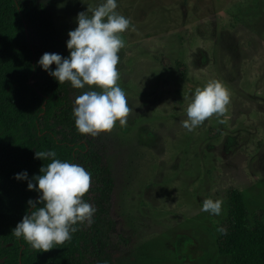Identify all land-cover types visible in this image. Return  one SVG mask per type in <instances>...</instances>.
Returning a JSON list of instances; mask_svg holds the SVG:
<instances>
[{"label":"rangeland","instance_id":"rangeland-1","mask_svg":"<svg viewBox=\"0 0 264 264\" xmlns=\"http://www.w3.org/2000/svg\"><path fill=\"white\" fill-rule=\"evenodd\" d=\"M100 3L50 0L63 37ZM117 3L134 26L120 34L117 65L130 113L101 133L117 181L115 229L127 240L120 264H228L216 244L228 191L244 194L250 217L264 209V0ZM210 81L230 103L188 131L192 93ZM90 89L99 91L80 95ZM206 198L223 201L220 215L201 211Z\"/></svg>","mask_w":264,"mask_h":264},{"label":"trees","instance_id":"trees-1","mask_svg":"<svg viewBox=\"0 0 264 264\" xmlns=\"http://www.w3.org/2000/svg\"><path fill=\"white\" fill-rule=\"evenodd\" d=\"M66 41L50 0H0V264H120L126 252L127 240L115 229L117 181L108 144L102 133L93 137L75 127L72 110L81 89L59 84L37 63L45 52L67 57ZM175 65L185 77V65ZM47 150L91 173L82 199L95 213L91 223L74 225L70 241L40 251L12 232L30 211L27 201L38 197L28 180L15 175H40L51 158H35V152ZM219 228L226 231H219L216 244L228 264H264V209L250 217L236 188L228 191V213Z\"/></svg>","mask_w":264,"mask_h":264},{"label":"clouds","instance_id":"clouds-1","mask_svg":"<svg viewBox=\"0 0 264 264\" xmlns=\"http://www.w3.org/2000/svg\"><path fill=\"white\" fill-rule=\"evenodd\" d=\"M117 0H102L95 8L77 14V27L68 32L67 57L45 52L37 63L59 84L69 82L75 89L96 86L77 96L72 110L75 127L80 134L95 137L110 132L119 123L127 125L130 113L125 92L118 84L119 51L124 47L121 33L133 30L130 19L117 11ZM91 13L88 15L87 13ZM55 64L53 69L51 65ZM230 103L228 90L218 81H210L196 88L186 109L182 126L194 130L214 114L222 116ZM221 123L223 121H220ZM53 150L36 151L35 158L50 159L40 168V175L29 179L27 171L17 173V180H28L27 188L38 193L29 199L30 211L13 229L16 238H22L33 249L48 251L55 245L70 241L78 222H92L95 208L82 197L89 191L91 173L76 163L55 159ZM223 201L203 199L201 211L220 215ZM42 205V206H37ZM222 233L226 230L219 228Z\"/></svg>","mask_w":264,"mask_h":264}]
</instances>
